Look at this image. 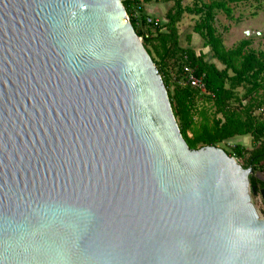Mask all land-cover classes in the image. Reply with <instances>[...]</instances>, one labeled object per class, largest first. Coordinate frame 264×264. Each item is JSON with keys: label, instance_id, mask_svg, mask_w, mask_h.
I'll use <instances>...</instances> for the list:
<instances>
[{"label": "water", "instance_id": "1", "mask_svg": "<svg viewBox=\"0 0 264 264\" xmlns=\"http://www.w3.org/2000/svg\"><path fill=\"white\" fill-rule=\"evenodd\" d=\"M239 161L189 147L121 0H0V264H264Z\"/></svg>", "mask_w": 264, "mask_h": 264}, {"label": "trees", "instance_id": "2", "mask_svg": "<svg viewBox=\"0 0 264 264\" xmlns=\"http://www.w3.org/2000/svg\"><path fill=\"white\" fill-rule=\"evenodd\" d=\"M143 7L142 22L131 15V5L123 2L136 33L152 57L168 90L171 105L181 133L192 149L217 146L239 135H251L252 146L235 144L232 152L244 168L264 169V51L255 50L250 38L241 39L227 47L216 27L218 12L232 18L230 2L253 0H212L201 4L185 5L183 0H140ZM171 2L161 23L156 27L145 24V5ZM197 15L193 32L210 49L208 54L197 52L191 45L192 35L181 41L179 24L185 14ZM142 25L145 28L142 27ZM141 28V30L139 29ZM192 68L203 76L205 90L188 82L184 67ZM240 90H243L240 93ZM250 184L256 189L264 187L254 174Z\"/></svg>", "mask_w": 264, "mask_h": 264}, {"label": "rangeland", "instance_id": "3", "mask_svg": "<svg viewBox=\"0 0 264 264\" xmlns=\"http://www.w3.org/2000/svg\"><path fill=\"white\" fill-rule=\"evenodd\" d=\"M212 0H183L185 5H194L195 3L201 4L203 2H210ZM171 2H159L154 3L155 6L159 7L162 12H147L146 14L152 15L159 19L163 20L165 13L171 6ZM230 7L233 9L232 18L227 17V15L220 11L217 14L216 18V27L218 29V33H220L224 39V43L227 47H232L237 44L241 39L250 38L252 40V47L255 50L264 51V0H253L248 2H230ZM199 17L197 15L185 14L182 18V21L179 24V31L181 33V41L183 45H187L186 36L188 34L192 35V43L191 45L195 48V50L199 52H205L208 55V60L215 61L219 67L222 65L214 60L210 54V49L208 47H204L202 44V39L193 32V26L198 21ZM142 25L143 28H145ZM141 30V28H139ZM247 30L251 31H261L262 35H246L245 32ZM243 90H240L242 93ZM238 138L229 139L218 144V147H221L229 152H232L233 146L238 143H244L251 147V140H249L248 135H239ZM241 162L242 159H239ZM257 173H261L264 175L263 171H253V174L256 176ZM257 196V195H256ZM258 207V204H256ZM261 210V214L264 216V212L259 206Z\"/></svg>", "mask_w": 264, "mask_h": 264}, {"label": "built area", "instance_id": "4", "mask_svg": "<svg viewBox=\"0 0 264 264\" xmlns=\"http://www.w3.org/2000/svg\"><path fill=\"white\" fill-rule=\"evenodd\" d=\"M122 3L125 2H129L131 5V15H133L135 18L138 19V21L142 22V11L140 10V7H143V3L140 0H121ZM124 4V3H123ZM129 17V14H128ZM130 19V17H129ZM144 20H145V24L148 26H153L156 27L157 25H159L161 23V21L159 19H157L156 17L149 15V14H145L144 16ZM246 35H256V36H260L262 35L261 31H251V30H247L245 32ZM184 73L186 74V77L188 79V82L190 83V85L199 88L200 90L204 91L205 90V84L203 81V76H197L194 72V70L188 66L184 67ZM257 202H258V210L259 212L261 211L259 209H262V211L264 212V200L262 199V196L260 194H257ZM257 206V205H256ZM261 214V212H260ZM263 216V214H261Z\"/></svg>", "mask_w": 264, "mask_h": 264}, {"label": "crops", "instance_id": "5", "mask_svg": "<svg viewBox=\"0 0 264 264\" xmlns=\"http://www.w3.org/2000/svg\"><path fill=\"white\" fill-rule=\"evenodd\" d=\"M145 10H147V12H149V11H153V12H156V13H159V12H162L161 11V9L159 8V7H157V6H155L154 5V3H151V4H146L145 5ZM243 136V135H242ZM248 137H249V140H251V146H252V136L251 135H248ZM233 138H238L237 136H235V137H233ZM233 138H231V139H233ZM239 144H243L244 145V143H239ZM244 146H246V147H248V148H251V147H249V146H247V145H244Z\"/></svg>", "mask_w": 264, "mask_h": 264}]
</instances>
